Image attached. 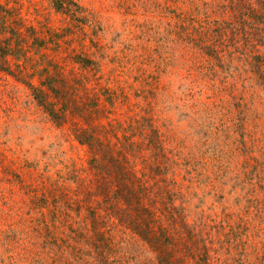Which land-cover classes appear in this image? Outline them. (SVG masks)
I'll use <instances>...</instances> for the list:
<instances>
[{
  "label": "rangeland",
  "instance_id": "374dc122",
  "mask_svg": "<svg viewBox=\"0 0 264 264\" xmlns=\"http://www.w3.org/2000/svg\"><path fill=\"white\" fill-rule=\"evenodd\" d=\"M224 1L0 3L53 34L55 47L92 59L86 67L67 59L65 66L110 107L103 121L152 113L170 136L168 146L189 161V179H180L188 218L207 224L215 264H264V86L252 69L253 56L264 57V44L244 48L240 41L242 53L229 43L218 45L223 64L206 53L201 43L216 34L206 24L226 15L218 7ZM258 26L264 35V24ZM9 59L12 68L23 62ZM30 71L28 65L24 73ZM32 80L37 83L38 74ZM106 88L113 107L104 100ZM71 125L53 121L24 82L0 71V264H97L89 256L75 260L68 240H61L71 228L85 234L89 228L86 209L71 216L64 211L75 196L74 190L64 196L61 188L82 189L88 178L89 152ZM112 233L118 241L113 264H158L129 229L117 224ZM61 247L64 256L58 258Z\"/></svg>",
  "mask_w": 264,
  "mask_h": 264
},
{
  "label": "trees",
  "instance_id": "16d2710c",
  "mask_svg": "<svg viewBox=\"0 0 264 264\" xmlns=\"http://www.w3.org/2000/svg\"><path fill=\"white\" fill-rule=\"evenodd\" d=\"M54 4L63 8L57 1ZM218 7L226 15L206 24V30L211 27L216 33L214 41L205 40L200 45L207 54L223 64L219 52L224 49L218 45L229 43L242 53L236 45L240 41L244 48L253 41L264 44V35L258 32V24H264V0H225ZM5 32L10 36L2 38ZM228 33L225 42L222 36ZM51 37L53 34L47 36L27 23L15 8L0 3V71L24 82L57 124L71 122L75 138L89 152L84 187L61 188L64 196L74 190V201L64 210L66 215L84 208L89 220L86 234L71 228L72 233L61 237L63 242L68 240L75 260L89 256L97 264L116 262L110 256L118 243L112 228L118 224L144 242L155 253L158 264H215L211 251L217 249L212 246L207 224L202 218H188L180 179H189L191 171L185 167L189 161H181L180 151L168 146L170 136L155 123L152 113L103 121L110 107L96 94L90 95L82 75L74 68L67 71L65 66L67 59L81 67L93 63L92 59L82 52L72 53L74 49H62L60 44L55 47ZM62 53L61 60L57 56ZM9 56L23 62L12 68ZM253 59L252 69L264 86V57L257 53ZM28 65L31 71L24 73ZM35 74L39 76L37 83L32 80ZM106 90L109 94L104 100L113 107V92ZM63 249H58V258L64 256Z\"/></svg>",
  "mask_w": 264,
  "mask_h": 264
}]
</instances>
